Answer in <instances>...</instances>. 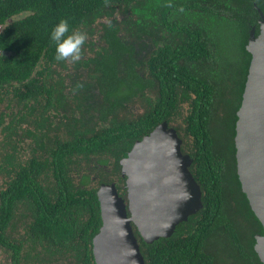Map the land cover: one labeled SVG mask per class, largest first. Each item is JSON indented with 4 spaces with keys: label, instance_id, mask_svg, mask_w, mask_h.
<instances>
[{
    "label": "trees",
    "instance_id": "1",
    "mask_svg": "<svg viewBox=\"0 0 264 264\" xmlns=\"http://www.w3.org/2000/svg\"><path fill=\"white\" fill-rule=\"evenodd\" d=\"M254 4L264 15V0H0V25L3 26L0 34V89L9 78L20 77L21 80L40 61L48 59L50 63L53 62L55 48L50 33L61 19L69 20L70 29H77L84 23L106 20L102 26L107 30L111 29L109 22L111 25L116 23L115 16L121 14L123 31L129 35L130 31L135 30L128 36L129 40L135 44H151L155 48L146 62L143 59L145 52L138 50L128 57L127 62L132 73L128 78L134 75L136 67L145 70L143 66L147 63L151 77L149 84L157 95L153 109L138 120L128 121L118 118V111L111 107L102 110V116L92 126L82 125L81 129V119H75L78 127L74 128L75 138L72 140L39 144V149L44 150L45 154L41 162L34 159L35 163L31 165L45 172L52 171L60 190L57 188L49 200L36 183L29 186L20 184L13 191L14 200L28 195L29 203L35 204L36 216L33 224L29 225V233L33 231L40 235L36 246L40 247L41 252L35 254L37 259H40V254L48 257L49 254L57 255L63 251L67 253L65 247H70L75 250L73 258L77 263L94 264L91 239L101 226L96 190L71 188L65 180L68 167L75 164L79 174L83 167L101 164L118 172L119 160L134 141L163 120L168 123L177 120L180 107L187 104L188 113L182 119V132L190 142V156L193 158L190 171L200 185L203 208L187 222L178 225L170 238L146 244L136 233L145 263L216 264L219 259L217 253L210 250L208 245L211 239L221 236L224 241L220 243V248L246 257L248 264H262L253 246L254 236L263 235L264 231L241 192L234 147L236 112L240 107L251 59L245 46L251 26L256 25L259 18ZM184 11L198 12L204 20L200 22L199 18L198 25H195L198 16L192 18L193 23L189 24H181L179 18L177 21L173 19V16ZM207 15H225L235 25V32L238 31V37L242 40L240 49L244 60L239 71L240 87L234 95L220 93L218 75L209 77L202 74L205 71L211 73L208 69H213L218 62L219 41L214 39L217 35L209 26L212 22ZM107 33V41L112 45V53L107 55L110 63L103 61L99 64L101 71L94 67L103 77L113 76L117 69L114 70L112 65L127 53L117 32L108 30ZM136 56L142 59L137 61ZM97 61L94 59L95 66H98ZM135 78L140 81L139 77ZM220 96L225 97L233 109L228 124L232 143L225 153L219 150L210 128L212 115L216 112L214 106L220 103ZM228 98H232L234 103ZM121 99L113 105L120 106L123 103ZM105 120L110 123L105 125ZM101 122L104 124L101 125ZM227 156L231 158L233 173L229 177L226 175ZM6 194L7 191L0 193V197H13L12 193ZM233 196L239 197V202L248 211L249 239L242 231L243 227L235 223L233 214L228 211V203ZM49 207L59 210L61 215L55 218L48 211Z\"/></svg>",
    "mask_w": 264,
    "mask_h": 264
},
{
    "label": "flooded vegetation",
    "instance_id": "2",
    "mask_svg": "<svg viewBox=\"0 0 264 264\" xmlns=\"http://www.w3.org/2000/svg\"><path fill=\"white\" fill-rule=\"evenodd\" d=\"M115 18L116 23L111 25V29L106 30L102 26L106 20L91 24L84 23L77 28V30L86 32L88 36L82 49V59L79 62H58L54 53L52 63L48 59L47 61L42 60L31 72L21 77V80L18 76V78H9V81L0 89V108H2L0 109V179L2 180L0 181V193L7 191L6 196L9 193L13 196L5 199L0 197V264H79L73 258L75 250L70 247H65L67 253L63 251L57 255L49 254L48 257L40 254V259L35 257L36 253L41 252L40 247L36 246L40 235L33 231L29 233V225L33 224L36 216L35 204L29 203L28 195L14 200L13 191H16L15 188L20 184L29 186L36 183L49 200L57 188L60 190L52 171L45 172L41 168L36 169L31 163H35L34 159L42 161L45 153L44 150L39 149L41 142L47 141L51 144L55 140L65 141L75 138L74 128L78 127L75 119H81L79 127L82 129V125L92 126L96 123L99 116H102V110H109L108 108L111 107L119 114L126 108H129L128 111H133V107L137 105L143 107L144 113L134 117L133 120L142 118L148 110L154 107L157 95L149 84L151 77L147 63L143 66L145 70L141 71L139 67H136L134 75L128 78L131 72H129L127 62L128 57L138 51L145 52L143 59L146 62L155 48L151 44L146 45L142 42L135 44L133 40H129L128 36L130 37L135 30L127 35L123 31L124 26L121 25L122 15L118 14ZM252 27H255V35H258L257 22ZM108 30L117 32L116 35L123 41L127 53L112 65L114 70L117 69L114 75L103 77V74L98 71L94 72V59L99 60L98 65L103 61L109 62L107 55L112 53V45L107 41ZM136 57L137 61L142 59L140 56ZM135 76L139 77L140 81H136ZM125 86L129 87L123 95L122 90ZM118 90L121 91L119 95L116 92ZM117 96L124 98L120 106L113 105L114 102L119 101ZM184 106H187L186 112L188 113L187 104L181 106L180 109ZM118 118L121 119L120 115ZM164 121L172 127L171 122L168 123L166 120L160 123ZM104 122L105 125L110 123L108 120ZM104 122H101V125ZM151 131L136 141L141 140ZM181 132L176 131L182 142V154L190 156L188 142L184 132ZM130 149L121 159L127 156ZM91 159L96 158L91 157ZM119 168L117 172L112 171L109 166L95 164L81 168L82 172L78 174L73 164L68 167L65 180L75 190L94 188L96 197L101 185L114 184L119 196L123 198L126 192L125 178L121 175V167ZM84 175H86L85 178H83ZM48 211L55 218L61 215L59 210L53 207H49ZM65 220H67L66 217ZM94 236L91 239V255L93 263L96 264L92 252ZM228 255L231 256L229 253ZM217 256L220 258L219 255Z\"/></svg>",
    "mask_w": 264,
    "mask_h": 264
},
{
    "label": "water",
    "instance_id": "3",
    "mask_svg": "<svg viewBox=\"0 0 264 264\" xmlns=\"http://www.w3.org/2000/svg\"><path fill=\"white\" fill-rule=\"evenodd\" d=\"M253 7L259 33L252 27L245 46L251 59L236 112L234 147L241 192L264 231V15ZM181 143L174 128L160 123L120 160L124 197L114 184L100 186L101 226L92 240L96 264H146L136 233L146 244L170 238L203 208L200 185L190 171L193 160L182 154ZM254 238L253 249L264 264V234Z\"/></svg>",
    "mask_w": 264,
    "mask_h": 264
},
{
    "label": "rangeland",
    "instance_id": "4",
    "mask_svg": "<svg viewBox=\"0 0 264 264\" xmlns=\"http://www.w3.org/2000/svg\"><path fill=\"white\" fill-rule=\"evenodd\" d=\"M179 0H176L178 2ZM198 18L195 21V25H198V21L200 18V22L204 20L202 15H200L198 12H182L179 13L176 16H173L175 21H177V18L180 19L181 24H189L193 23L191 21L192 18ZM209 16V15H207ZM209 21L212 22V25L209 24L211 28H213L214 32L217 36L214 37V39L218 40V53L216 55L217 63L213 67V69H208L210 72L205 71L202 74L207 76H214L218 78V87L221 94H232L238 92L239 90V71L242 66V62L244 60V54L241 52L240 44L241 39L238 31L235 32V25H233L231 22L228 21V19L225 17V15H218V16H209ZM203 26V23H201ZM204 27V26H203ZM232 37L227 38V37ZM240 39V42H239ZM99 70H101V66H95ZM94 72H97L96 69H94ZM129 82V80L127 81ZM129 86H125L124 90H122V94L126 91H128ZM118 92L117 95L121 92L120 90L116 91ZM119 99H121L120 96H117ZM124 99V98H123ZM121 99V100H123ZM228 100H231L232 103H234L232 98H228ZM235 100V97H234ZM218 101V100H217ZM219 102L216 103L214 106V109L216 108V112L213 113L211 122H210V128L212 131V135L216 139V145H218V148L220 151L224 150V153L228 151L230 145H231V133L228 130V124L231 119L232 115V107L227 103V100L225 97H219ZM233 105V104H232ZM186 108L187 106H184L182 109H180V116L177 120H173L170 125L174 128L181 129L182 131V119L186 116ZM2 109V108H0ZM124 111L120 112L121 119L125 120H133L134 117H138V115H141L144 113V108L139 107H133V111H128L129 108L123 109ZM182 133V132H181ZM183 135V134H182ZM190 147V142L188 143V148ZM226 158V157H225ZM227 171L226 175L232 176V168L231 166V158L227 156ZM0 181H2L0 179ZM235 197V198H234ZM237 199V201H236ZM239 197L233 196V199L229 201L228 203V211H230L233 214V219L235 220V223H237L241 228L242 231L248 236H250L251 229L250 228V221L248 222V211L247 209L239 202ZM236 201V202H235ZM248 227L247 229H245ZM224 239L221 236L214 237L210 240L208 248L212 251H216L217 255L220 256L216 264H248V260L243 258L241 255H239L237 252H230L228 255L229 250L220 248V243L223 242ZM225 245H222V247Z\"/></svg>",
    "mask_w": 264,
    "mask_h": 264
},
{
    "label": "clouds",
    "instance_id": "5",
    "mask_svg": "<svg viewBox=\"0 0 264 264\" xmlns=\"http://www.w3.org/2000/svg\"><path fill=\"white\" fill-rule=\"evenodd\" d=\"M109 26H111L110 22ZM87 39L86 32L70 29L69 20L61 19L50 33V40L55 48V59L58 62H79L82 59V49Z\"/></svg>",
    "mask_w": 264,
    "mask_h": 264
}]
</instances>
